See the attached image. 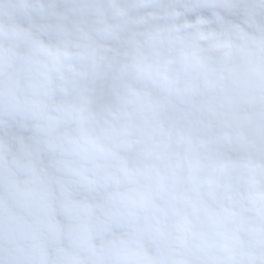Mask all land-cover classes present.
I'll return each instance as SVG.
<instances>
[{"label":"clouds","instance_id":"obj_1","mask_svg":"<svg viewBox=\"0 0 264 264\" xmlns=\"http://www.w3.org/2000/svg\"><path fill=\"white\" fill-rule=\"evenodd\" d=\"M176 258L264 264V0H0V264Z\"/></svg>","mask_w":264,"mask_h":264},{"label":"snow or ice","instance_id":"obj_2","mask_svg":"<svg viewBox=\"0 0 264 264\" xmlns=\"http://www.w3.org/2000/svg\"><path fill=\"white\" fill-rule=\"evenodd\" d=\"M202 38H204L203 34ZM43 50L49 55H55L51 49L44 48ZM184 60L189 69L195 70L197 68H203V62L196 57L195 53H193L192 56L186 55ZM35 71L42 74L44 70L38 68ZM148 74L149 76L155 75L157 83H160L162 80L164 91H166L169 95L179 91V89L175 87V82L169 78L160 67L156 68L155 73L149 69ZM205 75H207L206 70ZM101 152H103V149H101ZM124 172L126 175L129 174V170L127 168L124 169ZM84 178L87 179V176ZM122 199L127 201L130 209L134 210L136 214H143V219L147 227H162L165 224L169 213V206L166 203L157 202L156 196L142 190H132L130 193L124 194ZM159 200L163 201L164 197L159 196ZM127 264H134V262L129 261ZM149 264H159V262L149 261ZM173 264H184V262L179 258H176ZM193 264H197V262H193Z\"/></svg>","mask_w":264,"mask_h":264}]
</instances>
